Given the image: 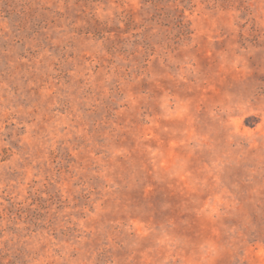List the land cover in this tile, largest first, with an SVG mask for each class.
I'll list each match as a JSON object with an SVG mask.
<instances>
[{"label":"rangeland","instance_id":"1","mask_svg":"<svg viewBox=\"0 0 264 264\" xmlns=\"http://www.w3.org/2000/svg\"><path fill=\"white\" fill-rule=\"evenodd\" d=\"M0 264H264V0H0Z\"/></svg>","mask_w":264,"mask_h":264},{"label":"trees","instance_id":"2","mask_svg":"<svg viewBox=\"0 0 264 264\" xmlns=\"http://www.w3.org/2000/svg\"><path fill=\"white\" fill-rule=\"evenodd\" d=\"M175 25L178 28L179 36L187 35L190 33L189 24L184 21L183 16L181 14H178Z\"/></svg>","mask_w":264,"mask_h":264}]
</instances>
